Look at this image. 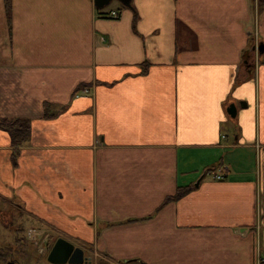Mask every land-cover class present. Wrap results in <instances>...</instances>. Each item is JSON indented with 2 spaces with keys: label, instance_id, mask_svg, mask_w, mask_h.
Listing matches in <instances>:
<instances>
[{
  "label": "crops",
  "instance_id": "0c3cea01",
  "mask_svg": "<svg viewBox=\"0 0 264 264\" xmlns=\"http://www.w3.org/2000/svg\"><path fill=\"white\" fill-rule=\"evenodd\" d=\"M107 7L0 0V117L32 122L16 163L0 129V202L88 264H258L264 5Z\"/></svg>",
  "mask_w": 264,
  "mask_h": 264
},
{
  "label": "rangeland",
  "instance_id": "374dc122",
  "mask_svg": "<svg viewBox=\"0 0 264 264\" xmlns=\"http://www.w3.org/2000/svg\"><path fill=\"white\" fill-rule=\"evenodd\" d=\"M120 4L118 0H114L107 9L115 8ZM20 215L21 212L17 207L0 202V264H7L10 259L15 260L16 264H51L43 256L44 254L39 252L38 245L27 241V232L31 229L48 232V238L42 244V249L46 244L50 246L52 242L61 239V234L48 229L30 227L32 222Z\"/></svg>",
  "mask_w": 264,
  "mask_h": 264
},
{
  "label": "trees",
  "instance_id": "16d2710c",
  "mask_svg": "<svg viewBox=\"0 0 264 264\" xmlns=\"http://www.w3.org/2000/svg\"><path fill=\"white\" fill-rule=\"evenodd\" d=\"M6 5L8 8V11L11 10V0H5ZM261 4L264 5V0H260ZM123 6V5H122ZM146 65V69H147ZM146 71V70H145ZM144 71V72H145ZM86 89H89L86 85H82L78 88L75 95H77L80 91H84ZM51 105L45 104V115L44 118H51L54 117L53 114L50 112ZM0 129L7 132L10 135L11 138V145L14 149L13 153V161L16 163L17 157L20 153L21 147L26 145L32 136V122L28 119H4L0 117ZM193 190V187H182L179 188L177 193L168 198V202L170 201H179L186 195H188Z\"/></svg>",
  "mask_w": 264,
  "mask_h": 264
},
{
  "label": "water",
  "instance_id": "95a60500",
  "mask_svg": "<svg viewBox=\"0 0 264 264\" xmlns=\"http://www.w3.org/2000/svg\"><path fill=\"white\" fill-rule=\"evenodd\" d=\"M114 0H95V5L98 9H104L109 6ZM124 7H130L133 0H118ZM258 51L262 54L264 46L260 45ZM229 114L236 117L237 109L231 106ZM199 183L196 184L198 186ZM49 261L53 264H88V259L85 258V253L82 249L76 248L72 243L65 239L57 240L50 256ZM14 264V263H9Z\"/></svg>",
  "mask_w": 264,
  "mask_h": 264
},
{
  "label": "built area",
  "instance_id": "2783aa9c",
  "mask_svg": "<svg viewBox=\"0 0 264 264\" xmlns=\"http://www.w3.org/2000/svg\"><path fill=\"white\" fill-rule=\"evenodd\" d=\"M112 18H118V12H112L111 14ZM85 93H88L89 90L86 89L84 90ZM215 179L218 181H222L226 178V175L224 174V172L222 171H218L217 173H215L214 175ZM48 232H43V231H38V230H29L27 232V237L28 240L30 242H32L35 245L39 246V252L42 254H46L49 251V246L48 244L45 245L44 249H42V244L44 243V241L48 238ZM47 234V235H46ZM258 264H264V258H262L261 256H258Z\"/></svg>",
  "mask_w": 264,
  "mask_h": 264
},
{
  "label": "flooded vegetation",
  "instance_id": "af4514ba",
  "mask_svg": "<svg viewBox=\"0 0 264 264\" xmlns=\"http://www.w3.org/2000/svg\"><path fill=\"white\" fill-rule=\"evenodd\" d=\"M26 238H27V241H28L29 243L32 244V242H30V241L28 240V237H26ZM55 244H56V242H52V243L50 244V246H49V251H48L46 254L43 255V256H45V257L47 258L48 262H50V261H49V256H50V254H51V252H52V250H53ZM74 246H75V245H74ZM75 247H76V246H75ZM76 248H77V247H76ZM85 258L88 259V263H89L90 260H89V257L86 256V254H85ZM9 263H14V264H16L15 260H13V259L8 260V261H7V264H9ZM50 263H51V262H50ZM51 264H53V263H51ZM66 264H68V263H66Z\"/></svg>",
  "mask_w": 264,
  "mask_h": 264
}]
</instances>
